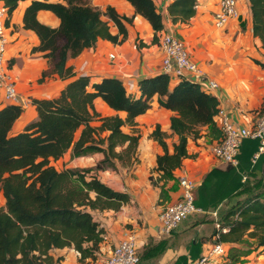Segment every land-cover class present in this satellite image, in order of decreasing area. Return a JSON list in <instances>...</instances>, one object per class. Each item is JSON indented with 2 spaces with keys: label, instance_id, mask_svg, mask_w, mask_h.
Returning <instances> with one entry per match:
<instances>
[{
  "label": "trees",
  "instance_id": "1",
  "mask_svg": "<svg viewBox=\"0 0 264 264\" xmlns=\"http://www.w3.org/2000/svg\"><path fill=\"white\" fill-rule=\"evenodd\" d=\"M3 1L11 16L22 0ZM128 1L156 32L164 31L163 16L154 0ZM250 3L252 31L264 44V0ZM197 4L198 0H174L169 5L174 23L189 21ZM40 10L55 13L59 25L40 22ZM110 21L117 26V34L111 32ZM127 23L132 20L111 6L103 12L86 0H32L25 11L24 27L40 38V45L34 50L43 52L53 63L52 70L44 71L40 81L54 73L62 79L74 77L67 60L93 47L100 38L122 42L128 36ZM256 62L264 67V62ZM173 79L166 73L144 78L140 81L141 97L134 98L118 78L106 77L91 84L89 76H79L52 98H34L37 119L17 133L12 128L24 108L9 104L0 109V191L6 200L5 206L0 207V264H57L60 259L52 251L65 247L78 250L83 261L96 259L106 231L90 210H119L131 202V196L112 189L95 173L115 169L117 163L133 166L139 162L141 133L137 117L150 109L155 95L162 107L174 112L170 127L178 136L170 152L169 135L159 125L150 134L164 152L157 155L155 171L159 175L150 174L149 178L161 189L160 198L166 199L167 183L176 180L174 172L184 166L186 159L196 157L188 151L189 139L200 137L204 126L210 128L213 138L222 137L215 122L219 111L217 97L184 78L171 88ZM98 98L114 110L126 112V117L102 115L95 106ZM94 122L99 124L93 125ZM258 145L257 140L246 139L240 157H253ZM70 148L77 157L100 152L104 158L94 167L57 168L53 162ZM261 161L264 162V154L254 166ZM240 170L243 175L233 169L224 174L225 181H219L223 172L213 169L196 191L201 193L204 189L211 206H216L238 193L242 182H247L248 176L245 182L242 176L249 175L248 171L243 167ZM221 225L227 227L220 233L222 243L239 242L248 236L258 247H264V188L234 204Z\"/></svg>",
  "mask_w": 264,
  "mask_h": 264
},
{
  "label": "crops",
  "instance_id": "2",
  "mask_svg": "<svg viewBox=\"0 0 264 264\" xmlns=\"http://www.w3.org/2000/svg\"><path fill=\"white\" fill-rule=\"evenodd\" d=\"M86 1L103 12L109 6L114 7L119 14L128 16L132 23H127L128 36L122 42L113 43L100 38L79 56L70 57L67 65L75 72V76L70 79H62L54 73L40 81L44 71L52 70L53 63L43 52L34 50L40 45V38L34 31L24 27L25 11L32 0L20 1L8 17L7 64L21 99L29 101L14 123L12 132L23 131L37 119L34 98H52L79 76H89L91 84L106 77L118 78L124 82L130 96L139 98L142 79L165 73L161 33L156 32L144 17L136 13L128 0ZM173 1L154 0L158 12L163 16L164 32H174L182 38L191 57L204 69L207 78L219 84L217 89L208 91L217 97L219 107L225 108L238 125H250L264 112V67L256 62V59L264 62V44L252 31L250 0H239L240 17L231 20L224 28H218L215 24L219 0H198L195 15L187 22L177 23H174L169 13V5ZM37 17L40 22L50 26L57 27L60 23L58 16L49 10H40ZM103 19L109 21L106 16ZM109 24L111 32L117 34V26L111 21ZM110 54L116 57L112 59ZM178 82L173 79L170 87L173 88ZM9 104L0 93V109ZM95 106L102 115L126 117V112L114 110L103 99L98 98ZM173 115L172 110L159 104V96L155 95L150 109L137 117L141 133L139 162L133 166L117 163L115 169L95 173L112 189L131 196V202L123 204L119 210H90L106 231L96 259L81 260L80 253L74 247L56 248L52 254L60 259L57 264H100L128 230H134L138 236L140 264H188L191 259L200 257L210 249L215 242L217 223H222L224 215L240 200L236 193L215 207H200L202 211L188 216L171 234H162L160 231L158 217L161 211L181 197L178 182L181 175L188 174L196 178L201 186L211 170H222V165H227L214 158L211 147L217 139L210 134V128L204 126L200 137L188 141V151L196 157L186 159L184 166L174 172L177 181H169L166 199L160 198L161 189L152 184L149 175H159L155 171L157 155L164 151L150 134L159 125L169 135L167 142L170 152H173L174 144L178 142V136L170 127ZM103 158L104 154L100 152L77 157L70 148L53 163L57 168L84 169L96 166ZM239 158V167L233 169L240 173L243 157ZM246 180L243 176V181ZM224 246L226 255L217 256L212 264H264V247H258L256 241L248 236L239 242H224Z\"/></svg>",
  "mask_w": 264,
  "mask_h": 264
},
{
  "label": "built area",
  "instance_id": "3",
  "mask_svg": "<svg viewBox=\"0 0 264 264\" xmlns=\"http://www.w3.org/2000/svg\"><path fill=\"white\" fill-rule=\"evenodd\" d=\"M240 15L239 0H219L215 24L218 28H224L231 20L238 19ZM8 17V7L3 0H0V93L7 102L27 107L29 101L21 99L17 83L7 64L8 35L6 22ZM160 36L166 74L176 80L184 78L196 82L206 92L219 87L216 81L207 78L204 69L191 57L182 38L174 32L164 31ZM115 57V54H110V58L114 59ZM85 64L86 62L81 69L84 68ZM129 87L132 89V83ZM215 122L222 132V137L211 147V152L217 161L238 168L241 148L246 139L257 140L259 143L258 149L252 157L254 164L264 154V112L250 125L240 126L225 108L219 107ZM246 179L247 176H244V180ZM178 182L182 191L181 197L176 202L166 205L158 217L162 234H171L188 216L202 211L196 204L198 180L184 174L178 178ZM214 215H217V212H214ZM225 231H227V227L217 223L215 242L207 252L196 259H191L188 264H212L217 256H225V246L220 241V233ZM140 261L138 236L134 230H128L100 264H140Z\"/></svg>",
  "mask_w": 264,
  "mask_h": 264
},
{
  "label": "rangeland",
  "instance_id": "4",
  "mask_svg": "<svg viewBox=\"0 0 264 264\" xmlns=\"http://www.w3.org/2000/svg\"><path fill=\"white\" fill-rule=\"evenodd\" d=\"M6 58H7V51H6ZM140 131V129H139ZM251 154H248L247 156H243V169L247 170L249 175L247 173H244V175L248 176V180L246 183H243V186L241 188V190L236 193L235 195L237 196V198L240 200H244L246 197H248L250 194L255 193L257 191L260 190V188H264V162H258L256 164V166H254L255 164L251 161ZM222 174L218 177H220L218 180H226L227 176L224 175L226 172H229L230 170H233L231 167L227 166V165H222ZM60 169H62V167H59ZM242 173V170H240V173ZM243 179V176H242ZM242 181V180H241ZM203 184V183H202ZM200 187V186H199ZM199 190V189H197ZM200 196V197H198ZM196 200H197V206L200 207H209L211 206V203L209 202L208 196H206V194L204 193V189L203 191L201 190V193L198 191H196ZM6 204V200L2 194V192L0 191V207L5 206ZM215 207V206H214ZM192 216V215H191ZM194 216V215H193Z\"/></svg>",
  "mask_w": 264,
  "mask_h": 264
}]
</instances>
